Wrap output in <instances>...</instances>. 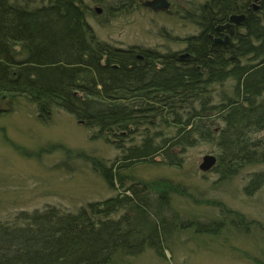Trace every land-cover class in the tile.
Here are the masks:
<instances>
[{"label": "trees", "instance_id": "1", "mask_svg": "<svg viewBox=\"0 0 264 264\" xmlns=\"http://www.w3.org/2000/svg\"><path fill=\"white\" fill-rule=\"evenodd\" d=\"M70 1L59 0L58 3L67 13L65 18L59 11L47 16H4L0 36L26 39L27 59L30 57L38 63H25L27 59L15 61V64H27L28 72L12 75L0 58V92L28 96L40 105L39 111L43 114L49 112L42 100L63 104L68 112L79 118L82 114L76 104L81 97L77 92L94 89L70 86L75 77L78 81L85 80L83 77L89 69L83 62L84 56L88 55L85 61L91 56V52L81 46L84 42L79 31L80 19ZM257 7L254 14L245 13L242 30L229 45L198 41L195 48L192 41V56L178 70L173 81L176 85L172 89L159 88L151 104L135 106L137 102H143L138 92L144 89L104 88L106 92L112 91L111 97L129 95L139 100L131 107L122 102L107 103L110 114L106 125L109 128L103 127L102 138L105 141L116 139L120 156L111 165L100 159L89 162L92 171L110 189L118 184L120 192L113 198L89 203L76 212L48 206L42 210L19 212L16 216L19 224L0 222V264H110L117 253L138 255L146 249L163 256L162 249L167 248L173 227L171 197L188 199L187 190L184 185L167 178L151 182L133 180L123 176L122 170L153 164L181 168L185 150L200 142L216 147V164L211 171L222 182L237 176L246 167L264 166V0H258ZM228 9L226 12L236 10ZM75 25L79 28L71 31ZM90 58L98 65L97 58ZM68 62L78 64L81 71L65 72L64 66ZM195 66L199 68L195 69ZM30 73L36 78L27 76ZM111 73L117 76L112 78L116 85H119L116 79L121 83L125 78L127 85L136 81L123 74ZM9 77V83L14 85L20 83V79L29 85L6 88ZM228 82L227 96L221 87ZM216 87L218 90L213 94ZM1 93L0 98L4 101L5 94ZM55 95L63 98V102L51 98ZM145 119H152L155 130L146 128L137 132L139 125L145 127L149 123ZM158 123L173 131L157 130ZM136 136L142 138L134 143ZM124 180H129V187H123ZM263 185L264 169H258L247 175L243 190L250 195ZM220 216L232 224L260 225L229 209ZM223 220H213L210 225L193 223L198 232L217 236L225 223ZM210 226L216 229L215 234Z\"/></svg>", "mask_w": 264, "mask_h": 264}, {"label": "rangeland", "instance_id": "2", "mask_svg": "<svg viewBox=\"0 0 264 264\" xmlns=\"http://www.w3.org/2000/svg\"><path fill=\"white\" fill-rule=\"evenodd\" d=\"M13 3L22 7L25 5L21 0H13ZM149 17L152 16L145 15V32L147 36H153L154 26L148 20ZM155 18L157 28L169 20L167 16ZM115 29L116 25L111 33L116 32ZM178 31L189 30L180 27ZM5 36H0V50L7 51H0L1 63L8 65V72L12 75H24L28 72V65L14 62L27 59L28 43L24 38L14 40ZM122 41L124 46L139 43L136 25L132 26L128 38ZM159 42L170 45L164 40ZM27 76L36 78V75L31 73ZM6 80V88L9 89L15 85L18 88L29 85L22 79L15 85L9 83L11 77ZM116 81L121 84L119 79ZM228 84L230 83L221 87L227 96ZM217 90L216 87L213 94ZM77 93L81 97L79 102L76 101L82 114L79 118L68 112L63 104H49L48 100H42L41 103L49 112L43 114L39 111L40 105L29 100L28 96L1 93L5 94L4 101L0 98L1 223L19 224L16 219L19 212L42 210L48 206L76 212L89 203L113 198L120 192L118 184H115L114 189H110L102 178L92 171L89 162L90 159H100L111 165L120 156L116 146L117 140L110 138L105 141L102 138L103 127L109 128L108 124L106 125L110 114L106 108L107 103L122 102L126 107H131L138 98L127 95L131 99L113 101L107 98L112 91L106 92L101 85L93 91ZM51 98L63 102L60 96ZM140 103L137 102L135 106ZM151 120H146L149 123L145 127L139 125L137 132L146 128L154 129ZM155 121L157 123V119ZM156 128L162 132L173 131L171 128L161 127L159 123ZM141 138L136 136L134 143L139 142ZM216 151L214 145L200 142L185 150L181 168L153 164L134 166L130 170L121 171L123 176L138 181L170 179L184 185L189 198L171 197L173 227L172 234L168 236L169 243L165 246L167 248L162 249L163 256L148 249L138 255L117 253L110 264H264V185L250 195L245 194L243 190L247 175L252 171L264 169V166L246 167L237 176L222 182L215 172L202 173L198 168L205 155H216ZM156 160L159 161V158ZM125 186L129 187V180L124 182L123 187ZM226 209L243 214L260 225L244 226L220 219ZM213 220L225 222L217 236L198 232L193 223L198 221L200 224L210 225ZM215 232L216 229L213 233Z\"/></svg>", "mask_w": 264, "mask_h": 264}, {"label": "flooded vegetation", "instance_id": "3", "mask_svg": "<svg viewBox=\"0 0 264 264\" xmlns=\"http://www.w3.org/2000/svg\"><path fill=\"white\" fill-rule=\"evenodd\" d=\"M21 1L25 3L23 7L16 6L13 0L12 2L11 0H0V23L7 14L47 16L59 11L63 18L67 16L64 8L61 10L58 6L59 0ZM164 3L167 4L166 8H159L162 4L160 0H71L70 6L76 10V16L81 24V28L75 25L71 31L79 28L81 39L84 42L81 46L84 50L90 51L91 56L85 61L88 57L86 54L87 57L84 56L83 61L87 64L89 69L87 72L90 76H87L86 72L83 77L84 81H78L75 77L70 86L94 90L98 85L107 90L115 86L144 89L138 92L142 96L143 102L141 103L151 104L152 97L159 88L172 89L176 85L173 81L178 75V70L182 69L185 61H189L192 56L190 53L192 41H194L195 48L198 46V41L223 46L215 40H224L229 32L218 28L227 25L229 18L233 15H245L247 12L254 14L257 11L258 0H164ZM226 3L229 4L226 5ZM228 8L236 10L226 12ZM146 14L152 16L148 20L154 26L153 36H147L145 32ZM155 16H167L169 20L165 21L162 27L157 28ZM115 25L116 32L111 33ZM133 25L137 26V36L140 41L138 44L124 46L122 40L128 38ZM177 26L179 27L176 28ZM180 27L189 31H178ZM241 30L242 25L231 29L234 35L230 37V43ZM146 37L150 39L144 40L143 38ZM160 40L170 45L162 44ZM90 57L97 58L98 65H95ZM35 62L29 57L25 63ZM198 68L195 66V69ZM64 71L80 72L81 68L78 64L68 62L64 66ZM111 72L123 74L136 81L127 85L124 78L120 85H116L112 78L117 76ZM32 85L38 87V84L32 83ZM110 98L113 101H124L129 97L110 96Z\"/></svg>", "mask_w": 264, "mask_h": 264}, {"label": "water", "instance_id": "4", "mask_svg": "<svg viewBox=\"0 0 264 264\" xmlns=\"http://www.w3.org/2000/svg\"><path fill=\"white\" fill-rule=\"evenodd\" d=\"M160 2L162 4H160L159 8H166L167 4L164 3V0H160ZM258 9V7H256V10ZM245 15H233L229 18V23L223 27H219L218 29H225L227 30L229 33V35L225 36L224 40H215L216 43H221L224 46L229 45L230 43V37H232L234 35V32L231 31V29H234L236 26H240L243 25V23L245 22L246 18ZM216 164V157L214 155H205L202 160L201 163L199 165V170L202 173H207L210 172L214 166Z\"/></svg>", "mask_w": 264, "mask_h": 264}]
</instances>
